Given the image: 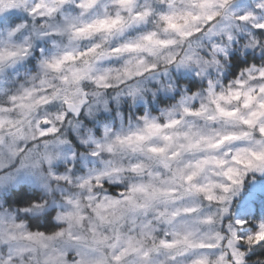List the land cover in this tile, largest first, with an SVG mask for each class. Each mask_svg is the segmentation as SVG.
<instances>
[{"label":"snow or ice","instance_id":"6c2138e0","mask_svg":"<svg viewBox=\"0 0 264 264\" xmlns=\"http://www.w3.org/2000/svg\"><path fill=\"white\" fill-rule=\"evenodd\" d=\"M0 264H264V0H0Z\"/></svg>","mask_w":264,"mask_h":264}]
</instances>
